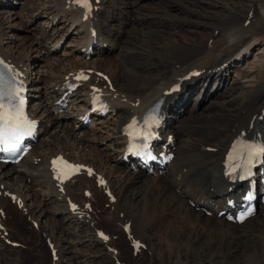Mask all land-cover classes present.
Masks as SVG:
<instances>
[{"label": "bare ground", "instance_id": "1", "mask_svg": "<svg viewBox=\"0 0 264 264\" xmlns=\"http://www.w3.org/2000/svg\"><path fill=\"white\" fill-rule=\"evenodd\" d=\"M66 1L49 0V4H44L30 0L22 4V12L18 10L21 16L24 11L41 15L47 18L46 27L51 26L46 31L44 28L40 37H35L31 41L33 46H43L46 49L43 50L41 57L39 56L43 63L36 69L37 74L41 71L40 76L37 80L30 81L28 74L35 70L38 60L27 53L16 54L12 44L4 39L2 19H5L13 4L8 0H0V53L24 73L33 102L30 111L39 122V137L28 153L17 164L6 166L0 164V184L4 189L20 197L22 207L26 210L25 212L17 208L1 195L0 207L5 211V222L24 216L36 221L37 231L46 233L49 241L53 243L55 255L58 257L54 259L57 261L56 264H72V262L82 264L84 260L94 264H113L112 256L115 254L108 250V246H112L115 241L110 236L104 241L97 235L98 217L93 211L84 209L76 213L72 212L66 198L82 202L85 200L82 191L89 189L94 196L92 201L95 202L98 188L95 186L94 175L90 177L84 174L78 175L74 182L65 184L64 193L57 191L53 186L49 159L61 153L75 162L91 166L96 173L104 176L108 188L115 196V201L109 203V212L105 211L106 214L101 218L108 223L114 221L113 233L118 235L122 234L124 222L129 220V229L133 237L144 242L150 257L155 256L158 264H193L196 261H200V264H223V259L219 260L215 255V243L222 250L224 245L228 247L229 250L224 256L227 260L236 262L240 253L230 246L232 244L230 238H238L239 242L243 243L241 250L251 252L250 255L254 258H261L264 264V204L258 203L254 218H247L238 226L226 224L222 217L216 215L224 206L225 195L228 192L234 193V190L228 191L227 187L230 184L226 182L220 169L224 149L241 128L249 125L260 132L264 140V116H261L264 107V73L257 80V88L238 102L231 99L232 97L222 99L213 109H205L199 104L211 93L219 96L225 93L238 94L252 85L256 72H264V68L259 71L255 69V63H262L264 57H254V55L249 59L251 51L255 49L256 43H259L264 31V9L251 6V16L248 17L246 12L243 13L239 23L237 14L218 19L220 20L217 24L218 30L226 28L227 32L220 36L213 35L211 43H202L198 39L193 44L178 42L172 49L176 61L168 67L161 65V68L157 69L162 72L159 78L151 77L148 87L135 90V75L137 74L138 77L150 75L154 72L152 69H143V67L137 69V65L134 69H122V61L117 60L118 64H115L110 58H104L105 56L88 63L82 60V54L85 56L93 52V55H104L117 50L114 42L116 32L112 26L110 28L107 26L108 17L104 22L100 21L103 15L101 11L105 7L103 0L93 3V13L86 18H83L72 0L68 3ZM130 1L129 6H132L137 0ZM191 2L192 0H187L185 4L180 3V10L189 9L192 5L188 4ZM168 4L158 6L161 7L158 8L161 14L168 13L169 9H166ZM130 10V12L134 11V7L132 6ZM246 19L249 22L244 26ZM58 20L59 25L54 26L56 23L52 22ZM133 20L135 19H129V21ZM90 27L96 30L94 37H88ZM69 36H76L73 45L79 50L81 58L69 59L70 61L66 63L73 62V64H64V59L55 57L52 52L56 51L55 45L59 44L63 37ZM48 41L53 42L51 47H46ZM89 43L92 44L91 52L87 47ZM263 50L264 46L256 50V53L260 55ZM117 52L118 50L115 53L116 59L120 57ZM49 54L51 58L46 57ZM151 54V52L146 54L147 58ZM234 62H241L239 66L244 63L242 65L244 68L240 69L237 65L238 68L233 69V85L225 89L226 81L229 85L230 65ZM79 68H92L87 82L75 92L65 95L60 102L54 103L64 76L69 72V77L76 76L79 71L76 69ZM191 70L199 71V74L182 81L179 85V93L166 100V107L163 106L166 130L173 131L175 135L173 157L163 168L155 169L148 174L142 164L124 162L121 158L124 138L122 124L132 115H138L135 116V121L143 117L146 108L154 103L157 97ZM82 72L86 71L82 70ZM99 72L106 73L114 87L113 91L108 92L109 111L113 120L109 129L111 131L109 134L106 132L107 137H111L107 147L111 145L112 151L105 154L97 153L96 149L92 148L93 142L88 140L87 135L81 133L82 126L87 125L80 120V115L89 108L86 97L87 86L89 84L102 86L104 83L97 76ZM191 92H196V99L189 107ZM72 120L80 125L78 129L66 126ZM95 123L108 126V117L92 113L90 115L92 128L97 125ZM100 137L104 138L102 135ZM84 146L88 147L86 152L83 151ZM208 146L212 147V150H207ZM116 172L121 173L119 177ZM29 182L31 185L28 184ZM38 197L41 202L36 206L33 200ZM48 204L50 206H46ZM140 204V207L150 212L141 224H137L135 217L129 212V207L137 208ZM205 211H209L210 215H206ZM164 215L168 216L166 217L168 223L163 230L162 239L167 243L165 251L169 252L168 255L155 240L152 231L154 229L152 223H158ZM205 234L208 235V244L202 242ZM182 240L185 244H182ZM1 241L6 244L2 239ZM62 245H65V248L59 247ZM7 246L11 247L5 245ZM77 247L83 250L77 251ZM209 249L213 256L204 255Z\"/></svg>", "mask_w": 264, "mask_h": 264}, {"label": "rangeland", "instance_id": "2", "mask_svg": "<svg viewBox=\"0 0 264 264\" xmlns=\"http://www.w3.org/2000/svg\"><path fill=\"white\" fill-rule=\"evenodd\" d=\"M25 1H30V0H8V2H12L13 5H12V9L9 11L5 19H2L3 21L2 27L4 28L3 37L7 41H9V43L12 44V49L14 50V52H16V54L19 55L20 53L22 54L27 53L28 55H32V57L35 60H38V63L36 67L34 68L35 70L30 71L28 74L30 81H35L40 76L41 71H39V74H37L36 69H38V66L43 63L40 57H41V54L43 53V50H45L46 48L43 46L35 47L31 44V41L35 37H40L41 35L40 33L42 30H44V28L46 31V30H49L51 26L46 27L47 23H45V21L47 18L41 15H34L32 13L30 14L29 12L24 11L23 16H21L20 12H22V9H21L22 4ZM38 1L39 3L43 2L44 4H49V0H33V2H36V3H38ZM68 1L69 0H67L66 3H68ZM185 1L186 2H184V0H177V1L176 0H137L135 4L132 5L134 7V11L130 12L131 11L130 9L132 8V6H129L131 5L130 0H103V2L105 3V7L101 11L103 15H101L100 17L101 19L100 18L99 19L101 22H104V20H106L108 17V19L106 20V24L109 28L112 26V28L116 32L115 33L116 36L114 37V42H116L115 49L117 48L119 52L117 53L120 54V57L116 59L117 55L115 53L117 50H115L114 52H107L104 55H98V54L92 55L91 54L87 58L84 57V55L82 54V60H86V62L88 63L92 60H100L101 57L105 56L104 58H107V57L110 58L115 64H118L117 60L122 61L123 63V64L121 63L122 69H131V68L134 69L135 65H137L138 67L137 69H142V67L143 69H152V71H154L152 72V74L145 75V76H139V77L137 74L135 75V73L132 72L136 77L134 79L135 80L134 89L141 90L149 86L148 83H150L151 77L156 79L161 76L162 72L157 70L161 68V65H163L164 67H168L170 66V64H173L176 61V59L173 57L172 49L174 45L176 46L178 44V42H184L186 44H193L198 39V41L204 43V42H208L207 40L209 39L210 42L208 43H211L213 35L215 36L219 34L220 36L221 34H226L227 32L226 28H221L220 30H218L217 28V24H219V21L223 19L225 16L227 15L229 16L230 14L236 16L235 14H237L236 18L238 19L237 21L239 23L243 15L245 14V12L247 14V12L250 11V14H252L251 6L252 8L254 6L256 7L258 6L260 9H264V0H192V2L188 4L192 6L189 7V9L182 11L180 10V6H181L180 3L182 4L187 3V0ZM168 3H171V4H168ZM195 3L196 5H194ZM164 4L165 5L168 4L166 9H169V10L167 11L168 13L161 14L160 13L161 11H159L158 9L161 7H158V6L164 5ZM127 7H128V10H127ZM106 14H108L109 16ZM131 18H134L135 20L129 21V19ZM138 19H140V21H138ZM59 22L60 21L58 20L57 22H52V23L53 24L56 23L54 24V26H58ZM247 22L244 23V26L248 24ZM235 27L237 28V26ZM117 31H119V34H117ZM263 32H262V37L259 38L260 39L259 43H256L254 47L255 49L251 51V55L249 59H251V57L254 55H255L254 57L256 56L262 57V58L264 57V54H263L264 52H260V55H258L259 53H256V50H259L262 46H264V33ZM75 40H76V36L75 37L69 36L66 38L63 37L61 39V42L60 41H59L60 43L58 42L60 45L59 46L60 48H58V45H55L56 51H53L52 53L55 54V57L63 58L65 62L64 64H73V62H68V63L66 62L81 58L80 57L81 54L79 53V50H76L74 48L73 43ZM46 43H47L45 44L46 47H51L53 44L52 41H48ZM70 49L71 51H69ZM149 52L152 53L151 54L152 57L151 55L148 56V58L151 57L150 59H148L146 55ZM130 55L133 57H131ZM32 57H30V59ZM46 57L51 58V54L47 55ZM263 60L264 58L262 59V63L260 64L255 63L256 64L255 69L257 71L264 68ZM240 63L241 62L239 63L234 62L230 65L231 73L230 75H228L229 85H227V81H226V84L224 85L225 89H227L228 86L233 85L232 83L233 69L238 68L239 66L238 64ZM143 64H145V66ZM242 65H244V63ZM242 65L239 66L240 69L241 67L244 68V66ZM263 73L264 72L262 71L260 73L256 72L255 74L256 77L254 78L252 85L245 88L244 91H241L238 94L231 95V93H225L222 96H219V94L214 95V93L213 94L211 93L207 95L204 99H202V101H200L199 104L202 105L205 109H213L217 107L218 102H220L222 99H227V98L232 97L231 99L238 102L239 100H242L244 96H246L248 93L249 94L252 93V91L257 88L256 86L257 80L260 77V75ZM146 83H147V86H146ZM195 94L196 92H191V95L189 94L190 96L189 98L190 104H188L189 107L193 105L196 99ZM196 107L198 106L196 105ZM105 116L108 117V122H109L108 126L107 125L102 126L98 123H95L97 125H95L94 128H92V124L94 123L92 122V124H88L87 126L83 125L81 128V133L87 135L86 137H88V140L93 142L94 145L92 144V148H95L96 150L95 149H92V150H95V152L102 153V154L112 151L111 145L110 147H107V145L110 144L111 137H107L106 132H108L109 134V132L111 131L109 129H111L110 128L111 120H113V117H111L110 111L109 113L105 114ZM62 117L64 118L63 115ZM72 121L74 122V124ZM72 121L67 123L66 126L68 128L78 129L80 125L77 122H75V120H72ZM101 135L104 138H101L100 137ZM87 150H88V147L84 146L83 151L86 152ZM106 169L109 170L108 167H106ZM115 174L117 175V177H119L121 173L116 172ZM28 179L26 180V182H28ZM28 184L31 185V182H29ZM102 200L103 199H98L97 201H95V203L97 202V205H95L94 206L95 208L93 207L92 209H96L97 212L103 209V213L101 215H100L101 212L99 213L100 218H97L99 220L98 223H100L99 226L105 231H114L113 230V228L115 227L114 221L108 223L104 219L101 218L106 214V212H109L110 210L109 204L106 209V206L102 202ZM33 201L35 205L36 204L38 205L41 202L39 197ZM104 202H107V201H104ZM46 206H50V204ZM140 206L141 204L137 208L129 207L130 208L129 212L135 217V222L137 224H141L146 219L148 213L150 212V210L140 207ZM166 217L168 218V216L164 215L162 218H160L158 220V223H156L157 225L155 224V222L152 223L154 227V229L152 230L154 234V238L156 237L155 240L160 243L164 251L167 248V243L165 240L162 239V233L164 232L163 230L165 229L168 223V220ZM25 218L26 216L22 218L20 217L16 218V220L13 219L14 221L13 220L11 221L10 219L7 221L9 225V226L7 225L9 233L12 235L13 239L21 243V246L5 247V245H8V244H4L0 239V264H51L48 250L44 244L43 237L41 235H43L45 238H48V241H49V236L47 237L46 233H43L42 231L40 232L37 231V228H38L37 222L32 221L29 217L28 219H30L32 222L36 224V229H34L35 227L33 226V224L30 225L31 222H29V226H27L28 220L25 221ZM43 220L45 219L43 218ZM39 221H40V217H39ZM121 221L123 222V220ZM122 236L123 235H118V238H115L114 245L117 246V249H118L117 257L121 259L124 262V264H158L156 257L155 256L150 257L151 256L150 252L146 248L145 250H142V251L139 250V253H135V255L132 256L131 253L133 251L131 249H130L131 251L129 250V245L128 243H126V241H124V238ZM207 237L208 235L205 234L202 239V242L205 244L209 243ZM231 240H232V244H230V246H233L232 248L234 250L236 249V251L240 253L239 257L236 258V262L231 261V260L229 261V259L227 260L226 256H224L225 255L224 253L229 250L228 247H225L224 245V249L222 250L217 245V243H215L216 244L215 249H214L216 253L215 255L218 257L219 260L223 259V261L225 262V263L223 262V264H227V262L228 264H263V261L261 258H254L253 256L250 255L251 252L249 253L247 250H241L243 248V243L239 242L238 238H235V239L230 238L229 241L231 242ZM182 244H185V241H183ZM59 247L65 248V245H62ZM81 247H77L76 250L82 251L83 248ZM232 248L230 249V251L232 250ZM165 252L168 255L169 252L167 251ZM204 255H207L209 257L213 256L211 254L210 249L209 251L206 250V254ZM211 259L216 262L214 258H211ZM51 260H52V264L57 263L56 260L54 261V257H52ZM87 261L88 260H84L82 264L92 263L90 261L89 262ZM75 263L76 262L74 263L72 262V264H75ZM79 264H81V262ZM193 264H200V261H196ZM205 264H209V263H205ZM214 264H217V263H214Z\"/></svg>", "mask_w": 264, "mask_h": 264}, {"label": "snow or ice", "instance_id": "3", "mask_svg": "<svg viewBox=\"0 0 264 264\" xmlns=\"http://www.w3.org/2000/svg\"><path fill=\"white\" fill-rule=\"evenodd\" d=\"M74 2L81 7H90L89 0H74ZM0 64H2V61H0ZM192 75L196 74L193 73ZM83 78L86 79V77ZM9 79L12 80L11 84L6 83L4 73L0 71V146H2L0 150L3 151L14 150L19 147V142L25 135H31V130L34 127V122L28 121L23 114L24 99L21 95L23 85L20 84L19 87H15L14 78ZM176 90L175 88L173 89V91ZM153 123H155V121H153ZM149 137L150 133L146 132L145 143L142 146L144 149L148 148L147 140ZM130 150L136 151L137 149L132 148ZM261 153H264V146H250L248 153L249 158L245 161V166L251 164L252 157L258 156ZM56 163L57 161L54 160V166ZM241 178H243V176H241ZM248 214H251V209L242 214L239 219L243 221ZM105 239H107V237H105Z\"/></svg>", "mask_w": 264, "mask_h": 264}]
</instances>
